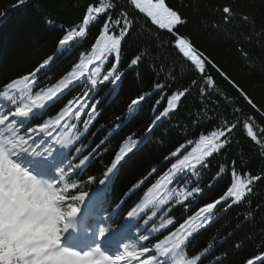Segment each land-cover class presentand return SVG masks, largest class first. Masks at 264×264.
<instances>
[{
	"label": "snow or ice",
	"instance_id": "obj_1",
	"mask_svg": "<svg viewBox=\"0 0 264 264\" xmlns=\"http://www.w3.org/2000/svg\"><path fill=\"white\" fill-rule=\"evenodd\" d=\"M28 3L29 0H15L11 7ZM215 13L220 19L210 22L211 31L231 40L245 67L264 77V45L258 51L244 46L251 45L254 36L258 43L264 40V18L257 27L254 15L237 12L231 3L216 6ZM7 14L0 11V17ZM38 20L53 23L44 16ZM237 21L248 28L247 34L234 31ZM187 24V17L167 0H124L123 4L117 0H89L77 23L57 28L51 51H45L27 74L0 89V264H202L207 248L189 254L191 239L212 222L216 212L247 202L253 185L264 176L238 171L235 160L230 164L227 160L216 161V177L228 174L229 183L211 202L197 203L189 209L192 198L204 192L198 178L229 147L238 129L262 150L264 157V127L257 124L254 114L245 112L244 106L235 105L242 99L261 116L264 106H258L212 56L181 31ZM92 28L96 34L89 40ZM138 29L157 43L147 49L138 48L122 65L124 45ZM159 48L165 49L174 68L184 70L186 84L177 87L173 72L170 79L161 77L150 90L131 96L125 105L131 119L151 101L152 116L141 129L143 137L133 132L122 138L103 178L90 175L85 182L78 173L93 152L105 146V141L101 140L87 155L81 153L76 163L69 159L71 152L65 150L80 140L76 122L83 123L87 130L90 120L98 114L101 101L92 93L98 95L110 86L115 91L129 71ZM61 59L67 61V67L50 75ZM214 72L239 93L235 100L223 95L228 115L217 111L207 117L209 127L197 116H190L196 126L192 134L195 139L185 136L177 140L159 167H152L137 182L139 196L126 213L119 212L120 205L112 211L102 190H84L94 183L105 185L113 170L151 139L154 129L179 109L193 89L202 99L215 96L221 100ZM81 87L87 90L66 98V93ZM56 105L59 107L50 114L48 109ZM84 115L89 120H83ZM115 127L121 128V124ZM176 208L181 215H173ZM184 212H188L186 217ZM137 218L152 224L156 235H127L139 229V222L132 223ZM150 239L151 246L143 243ZM109 250L113 254H108ZM257 262L264 264V249L246 258L244 264Z\"/></svg>",
	"mask_w": 264,
	"mask_h": 264
},
{
	"label": "trees",
	"instance_id": "obj_2",
	"mask_svg": "<svg viewBox=\"0 0 264 264\" xmlns=\"http://www.w3.org/2000/svg\"><path fill=\"white\" fill-rule=\"evenodd\" d=\"M88 2L89 0H29L28 4L13 9L11 5L15 3V0H0V11L8 13L0 17V89L12 79L27 74L45 51H51L57 36V28L61 25L67 27L77 23ZM167 2L188 19V24L182 27L181 31L190 35L198 46L212 56L223 71L248 92L258 106H264V77L252 73L245 67L236 51V45L231 40L224 39L222 35L210 29V22L220 19L215 13L216 6L225 3H231L237 12L254 15L259 27V20L264 18V0H167ZM117 3L123 4L124 0H117ZM40 16L52 19L53 23L40 22L38 20ZM236 25L234 31L242 30L245 34L248 33V28H245L241 22L237 21ZM95 34L96 29L92 28L88 39H93ZM154 43L157 42L138 29L124 45L121 64L126 65L128 58L138 48L147 49ZM261 45H264V40L258 43L254 36L251 45L244 46L246 50L258 51ZM66 67L67 61L61 59L57 61L50 75H57ZM173 72L176 73V86H184L186 84V80L183 79L184 70L174 68L165 49L159 48L138 68L129 71L115 91H112L110 86L98 95L95 92L92 93L101 101L98 114L90 120L86 126L87 130L83 123L76 122L80 130V140L71 149L65 151L71 152L69 159L76 163L78 156L82 158L81 153L87 155L96 149L101 140L105 141V146L93 152L88 164L78 173L80 178L85 182L90 175L103 178L102 174L110 167V162L114 158L113 151L116 144L129 133H140L143 137L141 129L152 116V112L149 111L151 101L144 105L135 119L127 116L126 102L138 91L150 90L151 85L161 80V77L170 79V74ZM213 75L219 84L221 100L217 101L215 96L202 99L198 90L193 89L191 94L183 100L179 109L154 129L151 139L146 140L134 154H131L130 159L121 162L117 170H113L105 185L94 183L84 190L89 192L102 190L112 211H117V205H120L119 212L126 213L139 196V192L136 191L137 182L152 167H159L162 157L177 140H182L185 136L195 139L192 134L196 132V126L190 120V116H197L205 127H209L207 117L214 116L217 111L228 115L224 112L225 102L222 97L227 94L230 100H235L239 97V93L217 73L214 72ZM85 90H87L86 87L73 90L66 93V98L79 95ZM235 106H244L245 112L254 114L257 124L264 127V116L254 113L242 99H239V103ZM58 107L59 105L50 107L48 112L54 114ZM117 117L121 119L117 120ZM82 119L89 120V116L84 115ZM117 124H121V128H116ZM76 149H80V152ZM261 151L239 129L234 131L229 147L216 156L207 169L201 171L198 183L204 188V192L192 198L188 208L194 209L197 203L202 205L205 202H211L212 197L229 183L228 174L222 178L216 177V161L227 160L230 164L232 160H235L238 171L243 169L264 176V157L261 156ZM75 178L77 177L74 176L73 179ZM173 215H181V210L176 208ZM183 215L186 217L188 212H184ZM137 222H139V229L134 228L127 235L133 237L149 233L152 236L156 235L152 232V224L138 221V218L132 221V223ZM158 224L159 217L156 218V225ZM143 243L151 246L152 241L150 239ZM237 244L240 245L239 248L236 247ZM205 248L207 252L202 255V264H244L246 258L264 249V180L257 181L253 185V192L247 197V202L216 212L212 222L200 229L191 239L189 254ZM225 253L227 255H224Z\"/></svg>",
	"mask_w": 264,
	"mask_h": 264
},
{
	"label": "rangeland",
	"instance_id": "obj_3",
	"mask_svg": "<svg viewBox=\"0 0 264 264\" xmlns=\"http://www.w3.org/2000/svg\"><path fill=\"white\" fill-rule=\"evenodd\" d=\"M194 146H195V145H194ZM194 146H193V147H194ZM110 254H113V253H110Z\"/></svg>",
	"mask_w": 264,
	"mask_h": 264
}]
</instances>
